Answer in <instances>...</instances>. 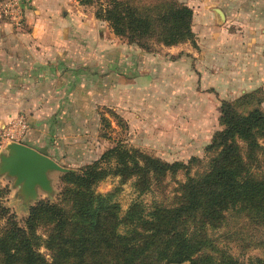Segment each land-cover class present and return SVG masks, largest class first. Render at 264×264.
I'll use <instances>...</instances> for the list:
<instances>
[{"label":"trees","instance_id":"1","mask_svg":"<svg viewBox=\"0 0 264 264\" xmlns=\"http://www.w3.org/2000/svg\"><path fill=\"white\" fill-rule=\"evenodd\" d=\"M192 16L177 0H107L95 13L116 37L146 53L150 42H192ZM262 102L259 91L221 101L223 130L205 146L204 159L168 163L117 143L95 163L63 174L56 203L31 207L23 227L0 201V264H264L259 257L241 262L213 236L230 216L243 218L249 231L264 230ZM110 176L131 182L137 194L124 214L112 195L95 192ZM166 179L175 184L170 191ZM149 194L153 201L140 200ZM254 238L239 240L251 247Z\"/></svg>","mask_w":264,"mask_h":264},{"label":"crops","instance_id":"2","mask_svg":"<svg viewBox=\"0 0 264 264\" xmlns=\"http://www.w3.org/2000/svg\"><path fill=\"white\" fill-rule=\"evenodd\" d=\"M25 1L32 7L16 6L10 14L0 12V128L24 116L29 129L19 143L44 154L38 148L42 136L56 130L51 126L60 116L76 119L74 111L81 109L82 94L93 110L123 108L128 98L123 97V90L116 94L111 46L101 42L89 17L81 16L82 5L76 0ZM181 3L193 13L192 42L164 47L168 55L159 60H154L155 54L128 44L141 57L137 76L154 73L157 77L160 68L164 80L162 90L158 83L148 88L140 83L139 100L150 93L161 95L162 101L182 93L238 97L259 91L264 109V0ZM230 15H234L233 23ZM126 57L123 65L124 60L128 64ZM183 107L188 108V103ZM210 133L203 149L211 140Z\"/></svg>","mask_w":264,"mask_h":264},{"label":"rangeland","instance_id":"3","mask_svg":"<svg viewBox=\"0 0 264 264\" xmlns=\"http://www.w3.org/2000/svg\"><path fill=\"white\" fill-rule=\"evenodd\" d=\"M9 1L11 0H3V3L0 4V12L3 11L6 7L5 4ZM15 1L14 5L16 6L27 5L32 7V4L25 0ZM106 1L92 0L91 5L81 6V16L89 17L88 21L95 27L94 31L101 42L106 41L107 45L111 46V54L114 60V64H112V72L115 76L112 79L114 89L117 95L123 90V97L127 96L128 102L126 101L123 108L113 106L110 109L93 110V104H91L92 109H90L89 102L86 101L87 96L82 94L81 109L74 111L76 119L73 117V121H71L72 119L69 121L68 116H64V118L60 116L61 121L54 120L53 125L50 123L51 129L54 128L57 132L54 133L56 131L54 130L52 134L49 132L44 134L41 146L37 147L44 154L51 155V158L58 165L73 172H79L82 168L95 163L105 151L117 143L122 144L127 149L138 150L168 163L186 164L193 157L204 159L205 151L202 144L206 136L209 135V131L213 133L215 130L214 133H216L223 130L219 124L216 126L217 107L220 106L221 101H232L240 96L237 97V94L219 95L194 92L177 94L173 97L166 95L168 98L161 101V95L150 93L147 95L148 98L145 96V99L140 101L139 92H137L138 85L140 83L145 84L148 88L149 85L153 86L158 83V88L162 90L161 85L164 83V80L160 79L162 72L158 68V78L154 73L141 77L137 76L138 69H140L139 64H142L139 62L141 57L137 50L129 46L125 39L116 37L109 26L107 27L108 24L96 20L95 13L99 5L105 4ZM177 1L181 3L183 0ZM230 16H232L231 23H233L235 21L234 15ZM149 45H151L150 53L155 54L153 55L154 60H159L157 58L168 55V48L154 45L152 42ZM125 57L128 64L124 60L123 65L122 58ZM147 65L149 64L147 63ZM151 69L152 67H150ZM122 70L125 71L123 75L121 74ZM127 89L129 90L128 95L125 94ZM190 102L191 104H189ZM193 102L195 103L194 106ZM186 103H188V108L183 107ZM177 105L182 106V108L177 107ZM261 109L264 112L262 104ZM69 125H73V127H69ZM51 129L48 127L49 131ZM8 143L0 138V156L5 154V146ZM259 143L264 147V140H259ZM198 166L193 167V172L198 170ZM62 175L61 173L49 174L53 193L48 195L39 192L37 200L29 203L24 202L18 193V189L13 187V179L0 176V191L9 190L8 193L0 196V201L8 208L9 215H15L17 224L23 227L31 207L40 201L56 203L61 193ZM176 180L182 181L183 176L178 175ZM166 183L169 186V191L175 186L170 179H166ZM95 192L102 195H112L113 200L119 204L122 214L137 198L131 182L120 184L119 178L113 176L98 184L95 187ZM154 197L155 195L149 194L141 197L140 200L144 203H150ZM244 221L243 218L230 216L227 220L229 226L215 232L213 236L217 238L219 247L229 249L230 253L241 262L247 263L250 258L256 257L264 259V246L258 245L260 241L264 240V230L249 231L248 224ZM2 222L4 224V221ZM40 234L43 233L40 232ZM246 234L255 236L254 246H242L239 238H246ZM40 252L45 255L47 260L50 259L49 253L45 249H40Z\"/></svg>","mask_w":264,"mask_h":264},{"label":"water","instance_id":"4","mask_svg":"<svg viewBox=\"0 0 264 264\" xmlns=\"http://www.w3.org/2000/svg\"><path fill=\"white\" fill-rule=\"evenodd\" d=\"M73 172L58 165L53 159L26 145L9 142L0 156V176L13 179V187L26 203L35 202L39 192L53 193L51 173Z\"/></svg>","mask_w":264,"mask_h":264},{"label":"built area","instance_id":"5","mask_svg":"<svg viewBox=\"0 0 264 264\" xmlns=\"http://www.w3.org/2000/svg\"><path fill=\"white\" fill-rule=\"evenodd\" d=\"M15 2V0H11L5 4L6 7H4L3 12L7 14L12 13L16 7V5H14ZM28 129L29 125L27 119L24 116H19L0 129V138L6 142L19 143L26 135Z\"/></svg>","mask_w":264,"mask_h":264}]
</instances>
